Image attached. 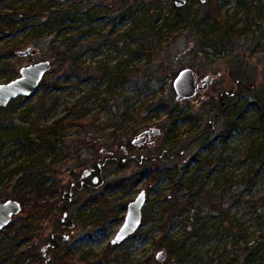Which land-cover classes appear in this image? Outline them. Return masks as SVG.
<instances>
[{
  "label": "rangeland",
  "instance_id": "1",
  "mask_svg": "<svg viewBox=\"0 0 264 264\" xmlns=\"http://www.w3.org/2000/svg\"><path fill=\"white\" fill-rule=\"evenodd\" d=\"M38 1L0 0V8L14 5L22 28L10 36L0 29V85L19 77L23 66L51 61V70L33 94L0 109V143L5 145L0 200L17 195L15 181L23 170L14 176L13 171L21 165L42 182V203L49 200L55 207L39 212L35 200H28L13 226L0 234L2 254L14 251L8 259L0 258V264H240L247 245L264 242V0H214L220 19L235 27V46L221 40L203 52L195 49L194 37L203 30L201 18L212 0H187L180 15L175 0H53L41 14L36 11ZM66 11L75 19L61 24L60 15ZM142 24L160 33V51L149 63L143 54L130 64L156 66L161 80L120 85L118 116L129 123H121L114 133L107 126L110 116L100 109L97 94L105 88L99 86L101 80L92 72L69 78L56 56L69 50L64 68L70 57H79L86 68L97 62L111 67L125 63L127 52L143 43L138 34L144 31L138 29L132 37L130 30ZM94 39L104 43L82 53ZM32 46L36 55L18 56ZM238 58L248 63L241 72L252 78L255 96L245 92L230 99L239 89L232 77L237 72L233 60ZM187 67L199 81L210 76L213 83L195 98L179 101L173 82ZM222 96L226 106L217 119ZM163 97V104L155 102ZM73 106L85 109L86 125L96 116L99 128L90 138L70 129L64 144L49 127ZM229 116L238 126L222 137ZM153 128L161 130L153 143L130 147L134 138ZM26 138L39 151L33 153L23 144ZM47 139L53 143L46 151ZM165 149L182 153L172 161L162 153ZM155 154L160 157L151 161ZM155 161L160 170L156 174L150 170ZM98 165L100 180L90 183L99 186L68 195L71 183L80 185L83 172ZM131 177L132 188L125 184L108 189L114 180ZM142 190L147 192L142 226L125 243L111 246L129 202ZM169 194L182 209L167 222Z\"/></svg>",
  "mask_w": 264,
  "mask_h": 264
},
{
  "label": "trees",
  "instance_id": "2",
  "mask_svg": "<svg viewBox=\"0 0 264 264\" xmlns=\"http://www.w3.org/2000/svg\"><path fill=\"white\" fill-rule=\"evenodd\" d=\"M45 0H39L38 5L36 6V11L38 10L39 13H45L49 10L50 6L53 4V0H46V3L44 2ZM48 1V2H47ZM207 10L204 16L201 18V23L203 24V30H200V33L198 36H195V49L197 51L203 52V49L206 48H213L218 44L219 41H224L225 44L228 45H234V36H235V27L233 25H229L224 21V19H220V14H219V6H217L216 1L212 0L210 3L206 4ZM4 9H7V11H4ZM12 10V11H11ZM178 11V15L181 13H184L185 10L183 8H176ZM37 11V12H38ZM17 9H14V5H8L6 7L0 8V29L3 31L7 36L10 35H17L19 32H21L22 28L17 26L16 18L18 17L16 15ZM63 16V17H61ZM70 19L74 20L75 15L71 16L69 12H65V14L60 15V23L62 24L64 22V19ZM219 18V20L217 19ZM209 26V28H208ZM143 30L144 32L139 33L138 36L142 39V44H140L138 47L135 49H130L129 52H127V59L125 63L118 62L116 66L111 67V65H106L102 64L100 62H97L95 65H90L87 68L83 66L82 63L79 61V57H73L66 58L69 60V63L64 67L65 62V55L68 54L69 50H64L63 52H58L57 53V58L62 59V65H60L61 70L63 71V74L67 73L68 77L71 78L72 76L81 78V76H84L87 74V72H92L94 73L100 80V84L102 86L104 85V89L99 90L97 96L101 97V102H100V109H103L101 112H104L105 116H110L109 121L110 124L107 125L108 127L113 129V132L115 133L116 131H120L119 125L121 123L127 124L129 123V120H125L126 117L118 116V107H117V101L122 97L119 92L120 85H128V86H137L141 83V80H146V79H151L154 78L156 81L161 80V76L159 73V70L156 68V66L149 67L151 64L147 65H141V64H130V62H133V59L139 58L141 55L146 54L148 57V62L151 61V59L154 57L155 53H159L160 50H158L159 43H160V33L153 31L150 27L148 28L147 26L144 27L142 25H138L136 27H133L132 30H130L133 34L135 35L136 30ZM104 43V41H97L94 39V41L90 42V45L86 46L85 49L83 48L82 53H85L86 50L89 48H97L99 49L100 46ZM68 44L66 48L68 49ZM235 46V45H234ZM71 48V47H70ZM69 48V49H70ZM65 49V48H64ZM192 51L189 50L190 52H197V51ZM62 51V50H61ZM75 56L77 53H73ZM81 55V54H80ZM235 66H237L235 74L232 75L234 80H238L239 84V89L237 90V95H242L245 92H247L250 96H255V92L253 90V80L252 78L247 75L246 71L243 73L241 71V68L245 69L248 68V63H246V60L244 58H238L236 60H233ZM93 67V68H92ZM173 77L177 75V73L174 71ZM100 74V77L98 76ZM172 77V78H173ZM97 78V79H98ZM232 99V97L230 98ZM163 98H159L155 102L160 104H163L164 101ZM155 103V105H156ZM230 103L227 101V105ZM264 104V102H263ZM70 110V113L67 114L66 116L59 117L49 128L50 132L55 135L59 136L61 141L64 144H67L65 142L66 136L68 137L69 134L68 130L75 129L78 133H82L88 138L91 137V133L94 131V129H98L99 126L96 125L97 118L96 116H91V126L86 125L85 123V115L86 111L85 109L73 106ZM224 110V105L223 103H218L217 104V112H220ZM127 113H125L126 115ZM99 118V117H98ZM220 118V115L217 119ZM132 119L137 120L135 117ZM93 124V125H92ZM238 126L237 119L234 118L233 116H229L227 120L224 122V129L220 131V136L226 137L229 135V132H231L233 129H235ZM133 131L137 132L138 129L135 127H132ZM93 130V131H92ZM30 141L29 138H26L23 140V144H27L28 146L32 147L33 153H36L39 151V147H36V149L33 148V143H28ZM208 141V139H207ZM198 142L203 143L206 142L205 140H199ZM53 142L47 139L46 143L44 144L45 150H50L51 145ZM73 142H69L67 145L68 147L73 145ZM3 144L0 143V156L3 153L4 150ZM151 165H153V168L150 170H153L152 173L160 172L159 170V164L155 161ZM176 167V166H175ZM26 167H22L21 165L17 166L16 169L13 171V176L16 175L17 172L20 170H23V173L17 178L15 181L16 187H20L17 191V195L14 196V200H19L20 203L22 204V207L26 205L28 200L33 198L35 200L34 206L36 207L35 209H38V211H45L55 207L54 203L46 200L44 203H42V200L44 198L43 193H42V182L40 179L36 180L34 179L31 175H28V173L25 171ZM158 170V171H157ZM12 176V177H13ZM136 180L138 181L140 179V174L135 175ZM133 177L123 180L119 179L117 181L114 180V184L109 186L108 189H113L114 187L117 186H127L133 187L135 184V181L132 180ZM128 183H125V182ZM177 185H181L180 183H177ZM176 185V186H177ZM167 200L169 201L167 204L168 206L165 208V211L168 212V216H166V221L170 220L172 215L175 212H179V210L182 209V204H180L179 201H177V198L172 196L171 194L168 195ZM14 222L10 223L8 227H12ZM8 227L6 229H8ZM6 230L0 231V234L5 233ZM245 253L242 261H239L240 264H251V261H258L259 264H264V242L257 243L253 247H249L248 245L245 247ZM2 249H0V258L1 260L8 259L14 251L9 250L8 253L2 254ZM73 256H69L67 259L68 262H72ZM83 262V261H82ZM71 264V263H70Z\"/></svg>",
  "mask_w": 264,
  "mask_h": 264
},
{
  "label": "water",
  "instance_id": "3",
  "mask_svg": "<svg viewBox=\"0 0 264 264\" xmlns=\"http://www.w3.org/2000/svg\"><path fill=\"white\" fill-rule=\"evenodd\" d=\"M201 1L205 2L206 0ZM186 3L187 0H175L177 8L184 7ZM37 53V48L32 46L18 52V56L22 58L33 56ZM21 69L19 77L13 79L11 82L0 85V109L9 105L13 99L33 94L44 80V76L51 70V61L34 62L33 64L23 66ZM203 82L204 86L201 88L205 89L208 84L212 83V78L207 76ZM173 83L179 101L190 99L196 95L197 82L195 73L191 69H184L175 78ZM158 133H160V130L155 129L151 135ZM97 180L98 178L95 179V181ZM146 199L147 192L142 190L135 200L129 202L125 220L110 242L112 246L124 243L126 239L133 236L142 226L143 207L146 205ZM21 210V203L19 201L9 199L4 202L0 200V231L5 230ZM158 257L163 260L165 255L163 252H160Z\"/></svg>",
  "mask_w": 264,
  "mask_h": 264
},
{
  "label": "flooded vegetation",
  "instance_id": "4",
  "mask_svg": "<svg viewBox=\"0 0 264 264\" xmlns=\"http://www.w3.org/2000/svg\"><path fill=\"white\" fill-rule=\"evenodd\" d=\"M186 69H191V68H186ZM192 70V69H191ZM195 73V72H194ZM179 75V74H178ZM195 78H196V82H197V91H196V95L195 96H197L198 94H199V92L200 91H202L203 89L201 88V87H203L204 86V79L203 80H201V81H199L198 80V78H197V76H196V74H195ZM213 83V82H212ZM201 88V89H200ZM175 94H176V92H175ZM195 96L194 97H192V98H190V99H193V98H195ZM231 97H233V96H238L237 94H232V95H230ZM177 99H178V95H177ZM223 96L221 97V101H220V103H223V105H224V109H225V106H226V104H225V102H223ZM184 101V100H183ZM227 103V102H226ZM216 113H218V115L220 114L219 112H217L216 111ZM155 129H158V130H160L159 128H153L152 130H146V131H143V133H141L139 136H137L136 138H134V140H133V142L131 143V145H130V147H134V145H144V143H147V142H150V143H153V142H151V140L152 139H154V137L155 136H158V135H160V133H161V130H160V133H158V134H154V135H151V133H153L154 132V130ZM170 150V151H169ZM165 149L162 153L163 154H165L166 153V156H167V158H169L170 160H172V161H176V154H178V155H180L182 152H178L177 150H173V149ZM104 152H106L105 150H103ZM177 155V156H178ZM151 157V161L152 160H154L153 158H155V157H160V155L158 154H155V155H152V156H150ZM141 162H144V160H143V157H141ZM123 162H126V160L125 159H123ZM153 163V162H152ZM84 174L82 175V179H81V182L79 183L80 185H78V184H76L75 182H72L71 183V187H70V192L68 193V195H72L74 192H81L82 190H84V189H92V188H96L97 186H99V185H95V186H93L92 185V183H94V184H97V182H99V180H100V175H102V165H98L97 167H94V168H91V169H88V170H85L84 172H83ZM99 173V174H98ZM96 178H98V180L97 181H95V179ZM90 181L92 182V183H90ZM145 191V190H144ZM66 192L64 193V196H66ZM17 201V200H16ZM19 201V200H18ZM20 202V201H19ZM62 202V201H61ZM21 208H22V210H21V212L24 210V208L22 207V204H21ZM20 212V213H21ZM126 214V213H125ZM63 217H65L66 218V213H64V215H63ZM65 218L63 219V222L65 221ZM125 220V219H124ZM143 220V219H142ZM142 224V223H141ZM120 229V228H119ZM115 236V235H114ZM132 237V236H131ZM130 238V237H129ZM128 238V239H129ZM128 239H126V240H128ZM111 242V241H110ZM126 242V241H125ZM124 242V243H125ZM123 244V243H122ZM111 245V244H110ZM118 245V244H117ZM120 245V244H119ZM112 246V245H111Z\"/></svg>",
  "mask_w": 264,
  "mask_h": 264
},
{
  "label": "bare ground",
  "instance_id": "5",
  "mask_svg": "<svg viewBox=\"0 0 264 264\" xmlns=\"http://www.w3.org/2000/svg\"><path fill=\"white\" fill-rule=\"evenodd\" d=\"M176 6V5H175Z\"/></svg>",
  "mask_w": 264,
  "mask_h": 264
}]
</instances>
